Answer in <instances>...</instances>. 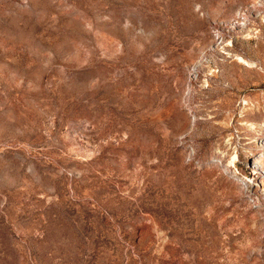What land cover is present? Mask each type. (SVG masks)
I'll list each match as a JSON object with an SVG mask.
<instances>
[{"label": "rangeland", "instance_id": "obj_1", "mask_svg": "<svg viewBox=\"0 0 264 264\" xmlns=\"http://www.w3.org/2000/svg\"><path fill=\"white\" fill-rule=\"evenodd\" d=\"M0 264H264V0H0Z\"/></svg>", "mask_w": 264, "mask_h": 264}]
</instances>
